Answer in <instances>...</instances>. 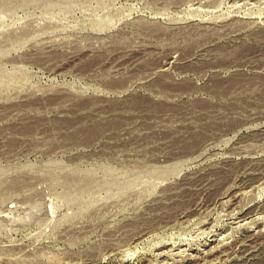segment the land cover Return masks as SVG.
<instances>
[{
	"label": "rangeland",
	"instance_id": "374dc122",
	"mask_svg": "<svg viewBox=\"0 0 264 264\" xmlns=\"http://www.w3.org/2000/svg\"><path fill=\"white\" fill-rule=\"evenodd\" d=\"M0 264H264V0H0Z\"/></svg>",
	"mask_w": 264,
	"mask_h": 264
}]
</instances>
